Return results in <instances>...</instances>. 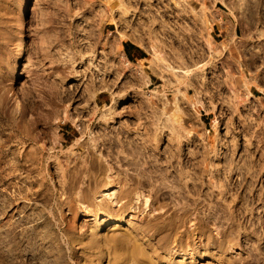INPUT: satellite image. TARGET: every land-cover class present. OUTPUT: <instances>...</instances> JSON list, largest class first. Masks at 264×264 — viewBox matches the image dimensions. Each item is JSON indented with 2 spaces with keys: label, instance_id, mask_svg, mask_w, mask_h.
I'll return each instance as SVG.
<instances>
[{
  "label": "rangeland",
  "instance_id": "374dc122",
  "mask_svg": "<svg viewBox=\"0 0 264 264\" xmlns=\"http://www.w3.org/2000/svg\"><path fill=\"white\" fill-rule=\"evenodd\" d=\"M151 260L264 264V0H0V264Z\"/></svg>",
  "mask_w": 264,
  "mask_h": 264
},
{
  "label": "bare ground",
  "instance_id": "6f19581e",
  "mask_svg": "<svg viewBox=\"0 0 264 264\" xmlns=\"http://www.w3.org/2000/svg\"><path fill=\"white\" fill-rule=\"evenodd\" d=\"M224 2H225V0H223ZM244 24V23H243ZM119 34V33H118ZM123 36V35H122ZM128 38H130V37H128ZM149 50H150V48H149ZM158 51V50H157ZM16 53H18V51H16ZM152 53V52H151ZM154 54V53H153ZM151 63H153L152 62V60H151ZM155 64V63H154ZM151 66H153L152 68H154L155 66L154 65H151ZM167 68V67H166ZM155 69V68H154ZM170 71V72H173L175 75H177V76H179V74H182V75H187V74H189V72H190V70L189 69H184L183 67L181 68V67H175V66H170V67H168V69H166V71ZM142 78L144 79V80H146V78H147V76L145 75V74H143V72H142ZM165 77V76H164ZM165 79V78H164ZM122 101H125L124 99L122 100ZM121 101V102H122ZM121 102H118V101H114V104L113 105H111V106H108L111 110H113V107L115 106V105H117V104H119V103H121ZM201 104V103H200ZM203 105H201V107H202ZM196 107V106H195ZM198 107H200V106H198ZM198 110H199V108H197ZM182 111V108L180 107V105H176V109L174 110V113L173 114H168L166 117H167V120L168 121H171V122H177L178 124H180V122L179 121H177V115L180 113ZM64 117H66V118H71V115H70V113L69 112H65V114H64ZM102 118H107V116L105 115V114H103L102 115ZM72 119V118H71ZM216 119V118H215ZM215 123V125L217 124L216 123V121L214 122ZM218 126V125H217ZM215 128V127H214ZM216 132H217V135L216 136H218V138H220L221 137V134H220V131H219V129H218V127H217V129H216ZM83 134V133H82ZM83 137V136H82ZM90 139V141L94 144V145H96L97 144V142H98V139H97V137H89ZM78 140H83L82 138H81V136L78 138ZM223 148L222 147H218V151H221ZM142 180V179H141ZM140 180V181H141ZM139 181V182H140ZM137 182H138V180H137ZM138 182V183H139ZM140 184V183H139ZM141 184H142V182H141ZM131 185V184H130ZM129 185V186H130ZM137 184L135 183V186H136ZM135 186H133L132 188H134ZM131 187V186H130ZM130 187H129V189H130ZM155 187H156V185H155ZM128 189V190H129ZM127 191V190H126ZM132 191H133V189H132ZM128 193V192H127ZM84 195V194H83ZM122 197H124V198H126L125 197V194H124V196H122ZM128 200V199H127ZM126 200V201H127ZM130 201V200H129ZM122 202V201H121ZM120 202V203H121ZM131 202V201H130ZM123 203V202H122ZM129 204V203H128ZM121 205V204H120ZM122 206H123V204H122ZM124 206H126V205H124ZM132 206V205H131ZM127 209H128V207H127ZM130 209V208H129ZM120 210V209H119ZM122 211V210H121ZM185 213H183V215L181 214V218H183L185 215H184ZM186 217V216H185ZM179 218V217H178ZM180 219V218H179ZM181 221H182V219H181ZM167 222V221H166ZM169 222V221H168ZM183 223V222H182ZM169 225V224H168ZM173 225V224H172ZM174 227V226H173ZM144 228H145V226H144ZM146 228H148V227H146ZM146 228H145V231H146ZM171 229V228H170ZM141 231H142V229H141ZM144 231V232H145ZM166 231V230H165ZM143 232V233H144ZM173 236V235H172ZM203 236V235H202ZM202 239V238H201ZM169 241V240H168ZM200 242H201V240H200ZM167 244H168V242H166ZM204 243V242H203ZM207 244H208V242H206ZM205 244V243H204ZM206 244V245H207ZM165 245V244H164ZM178 245V244H177ZM168 246H170V245H168ZM182 246V245H181ZM189 246H190V244H189ZM193 247H194V245H193ZM170 248V247H169ZM192 248V247H191ZM195 248V247H194ZM166 249V248H165ZM198 249H199V247H198ZM197 249V250H198ZM150 260V259H149ZM153 260H151V261H147L149 264H151V263H153L152 262Z\"/></svg>",
  "mask_w": 264,
  "mask_h": 264
},
{
  "label": "crops",
  "instance_id": "0c3cea01",
  "mask_svg": "<svg viewBox=\"0 0 264 264\" xmlns=\"http://www.w3.org/2000/svg\"><path fill=\"white\" fill-rule=\"evenodd\" d=\"M124 47V58H126L128 61H142L144 59H146L147 55H146V50L141 47L140 45L135 46L134 43L130 42V43H124L123 44Z\"/></svg>",
  "mask_w": 264,
  "mask_h": 264
},
{
  "label": "built area",
  "instance_id": "2783aa9c",
  "mask_svg": "<svg viewBox=\"0 0 264 264\" xmlns=\"http://www.w3.org/2000/svg\"><path fill=\"white\" fill-rule=\"evenodd\" d=\"M127 63L129 64V63H131L130 61H127Z\"/></svg>",
  "mask_w": 264,
  "mask_h": 264
}]
</instances>
